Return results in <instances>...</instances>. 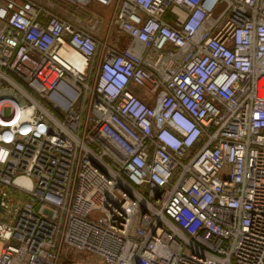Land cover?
Segmentation results:
<instances>
[{"label": "built area", "instance_id": "2783aa9c", "mask_svg": "<svg viewBox=\"0 0 264 264\" xmlns=\"http://www.w3.org/2000/svg\"><path fill=\"white\" fill-rule=\"evenodd\" d=\"M64 251L264 264V0H0V264Z\"/></svg>", "mask_w": 264, "mask_h": 264}, {"label": "rangeland", "instance_id": "374dc122", "mask_svg": "<svg viewBox=\"0 0 264 264\" xmlns=\"http://www.w3.org/2000/svg\"><path fill=\"white\" fill-rule=\"evenodd\" d=\"M40 2H45L46 0H37ZM91 9V8H90ZM73 11V12H72ZM96 12V10H93ZM74 12L77 13L76 10L71 9L70 15H75L78 17H82L84 18V22L88 23L89 18H92V15L90 14L92 11L89 10V12H85L84 14L79 13L75 14ZM92 12V13H95ZM102 12V11H99ZM105 23V22H104ZM89 25V23L87 24ZM104 34V28L100 29V36H102ZM98 259L94 256H88V255H84V254H78L74 251H64L58 261V264H98L97 263Z\"/></svg>", "mask_w": 264, "mask_h": 264}, {"label": "crops", "instance_id": "0c3cea01", "mask_svg": "<svg viewBox=\"0 0 264 264\" xmlns=\"http://www.w3.org/2000/svg\"><path fill=\"white\" fill-rule=\"evenodd\" d=\"M93 10H96V11H102V9L100 10V8L96 5H92L91 6ZM125 43V42H124ZM134 94H136L137 96L141 97V98H145L146 97V93L141 90V89H134L133 90Z\"/></svg>", "mask_w": 264, "mask_h": 264}]
</instances>
